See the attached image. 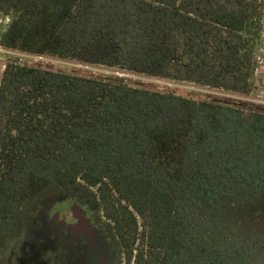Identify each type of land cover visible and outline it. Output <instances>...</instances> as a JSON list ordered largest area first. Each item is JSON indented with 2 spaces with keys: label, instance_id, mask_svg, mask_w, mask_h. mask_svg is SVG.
I'll list each match as a JSON object with an SVG mask.
<instances>
[{
  "label": "trees",
  "instance_id": "16d2710c",
  "mask_svg": "<svg viewBox=\"0 0 264 264\" xmlns=\"http://www.w3.org/2000/svg\"><path fill=\"white\" fill-rule=\"evenodd\" d=\"M0 48L223 91L207 100L9 61L0 242L50 188L92 193L125 264H264V0H0Z\"/></svg>",
  "mask_w": 264,
  "mask_h": 264
},
{
  "label": "rangeland",
  "instance_id": "374dc122",
  "mask_svg": "<svg viewBox=\"0 0 264 264\" xmlns=\"http://www.w3.org/2000/svg\"><path fill=\"white\" fill-rule=\"evenodd\" d=\"M8 24L9 18L0 14V36ZM9 61L77 77L123 81L132 86L172 92L192 99H239L223 91L176 83L124 69L32 56L1 48L0 78ZM244 99L264 104V24L253 92ZM0 264L125 263L111 227L101 216L95 196L84 188L76 187L69 190L50 188L23 207L0 242Z\"/></svg>",
  "mask_w": 264,
  "mask_h": 264
}]
</instances>
